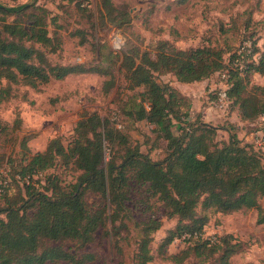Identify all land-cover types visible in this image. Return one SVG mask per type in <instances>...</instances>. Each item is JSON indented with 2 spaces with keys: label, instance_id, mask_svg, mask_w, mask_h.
I'll return each instance as SVG.
<instances>
[{
  "label": "trees",
  "instance_id": "1",
  "mask_svg": "<svg viewBox=\"0 0 264 264\" xmlns=\"http://www.w3.org/2000/svg\"><path fill=\"white\" fill-rule=\"evenodd\" d=\"M63 1L74 2L79 12L91 14L89 5H83L90 0ZM25 6L0 5L1 14L16 16L10 22L0 21V102L14 96L12 85L15 84L35 88L51 79L98 72L84 62L51 63L47 54L59 48L60 43L47 30L49 12L34 6V11L25 18ZM102 6L104 15L117 26L129 20L128 13L114 6L111 0H103ZM252 36L243 37L251 42L249 54L242 50L241 41L227 51L208 41L178 48L173 41L160 39L153 51L141 52L124 50L122 43L124 79L130 89L142 88L135 94L136 102L133 108H128L127 115L136 122L145 120L152 125L163 143L161 157L153 159L151 148L142 151L141 144L118 128L120 124L97 111H84L80 115L66 143L55 136L43 150L31 152L22 142L20 152L24 163L15 171L8 169L13 180L11 177L7 180V175L0 176V197H6L5 190L12 181L24 192L20 205L0 207V264L92 262L96 259L93 253L77 255L58 245L40 249L39 243L42 240L91 243L95 232L106 228L108 222H115L120 211L129 216L131 209L127 202L134 187L141 190L139 207L150 211L149 200L154 198L164 216L176 220L175 227L159 242L158 253L162 256L176 237L200 230L210 220V210L227 215L253 208L257 211L256 223L264 224V206L258 202L260 197L264 198V157L252 144L241 141L232 129L233 123L224 127L197 119L186 120L188 115L184 110L189 108L190 100L178 86L156 79L159 74L169 73L180 84L204 81L216 77L238 58L244 66L241 70L230 68L227 95L240 120L253 125L264 112V100L259 101L257 94L251 96L247 87L264 96V84L253 81L255 74L264 76V44L258 46ZM225 53L229 56L224 59ZM218 129L227 132L226 139H216ZM107 148L109 160H106ZM118 149L122 152L119 162ZM68 165L79 173L75 180L64 183L58 169ZM42 174L45 177L38 178ZM89 192L101 195L103 207L93 208L87 203L84 196ZM139 225L141 236L134 259L136 264H147L153 260L149 235L161 227L162 218L154 211ZM238 242L232 233H225L214 245L199 239L184 244L180 254H166L165 259L181 264L191 251L207 257L221 247L222 264H227L232 254L240 252L236 250Z\"/></svg>",
  "mask_w": 264,
  "mask_h": 264
},
{
  "label": "rangeland",
  "instance_id": "2",
  "mask_svg": "<svg viewBox=\"0 0 264 264\" xmlns=\"http://www.w3.org/2000/svg\"><path fill=\"white\" fill-rule=\"evenodd\" d=\"M102 1L90 0L91 14H86L79 12L74 2L67 3L63 0H0L3 7L26 5L25 18L34 11V6L48 10L47 30L60 43L59 48L47 54L51 63L68 65L84 62L98 70L68 75L59 80L51 79L35 88L12 85L14 96L0 102V176L7 175V180L11 177L8 169L11 167L15 171L24 163L20 152L22 142H25L31 152L43 150L55 136L61 137L66 143L84 111H97L102 116H109L120 124L118 128L128 134L132 141L141 144L142 151L151 148L149 151L153 159L161 157L163 143L157 138L152 125L145 120L136 122L127 115L128 108H133L134 101L136 102L135 94L142 88L130 89L124 79L121 69L122 43L124 50L137 49L140 52L153 51L160 39L171 40L178 48L209 42L214 47L227 51L239 45L244 36L252 34L258 46L262 47L264 44V0H111L114 6L129 15V20L119 26L104 15ZM115 13L116 11L112 15ZM14 17L16 16L0 13V21L4 19L10 22ZM228 56L229 53H225L224 59ZM156 79L158 82L176 85L175 77L169 73L159 74ZM212 80L217 83L216 77ZM253 81L264 84V76L255 74ZM177 88L190 100L188 110H184L188 115L186 120L197 119L224 127L233 123L232 129L241 141L252 144L257 153L264 157V148L255 144L254 136L258 126L240 120L237 109L232 108L231 104L224 112L210 105L209 102L217 91L213 84L208 82L202 86L200 95L195 94V88L192 91ZM247 91L251 96L257 94L259 101L264 100L263 95L250 87H247ZM173 130L177 133L176 128ZM227 136L225 130L218 129L217 140L226 139ZM121 153V149H118L117 162ZM110 156V149L107 148L106 160ZM78 173L71 165L58 169L64 183L75 180ZM43 177V174L38 175V178ZM5 191L7 195L5 198L0 197V207L21 204L24 192L13 181ZM141 196V190L134 187L127 202L131 209L129 216L120 211L115 222H108L106 228L95 232V239L91 243L79 245L69 240H42L39 248L58 245L77 255H96V259L87 264H136L134 255L141 236L139 222L156 211L162 218V225L149 235L152 238L149 247L153 260L147 264H175L165 259L166 254H180L184 245L169 244L164 256L158 253V246L167 232L175 227L176 220L164 216L160 203L155 202L154 198L149 200L152 209L143 210L139 207ZM84 198L93 208L103 207V199L98 193H86ZM258 202L264 206L263 197ZM256 213L253 208L227 215L210 210V219L222 227L223 233H232L239 240L236 250L240 252L232 254L227 264H264V224L256 223ZM221 251V247H217L207 257L195 255L191 251L181 264H222ZM49 264L68 263L59 261Z\"/></svg>",
  "mask_w": 264,
  "mask_h": 264
},
{
  "label": "built area",
  "instance_id": "3",
  "mask_svg": "<svg viewBox=\"0 0 264 264\" xmlns=\"http://www.w3.org/2000/svg\"><path fill=\"white\" fill-rule=\"evenodd\" d=\"M84 6H88L89 4L85 2ZM241 47L245 53L249 54L251 51V42L247 39H241ZM257 55H253V58L256 59ZM244 66L242 60L238 58L231 62L224 70L218 72L216 74L217 83L216 81L213 82L214 89L217 91L215 92V96L212 100H210V105L215 109H220L222 112L226 110L225 108L230 104V99L228 98L227 91L229 89L230 83V68L235 67L241 70ZM255 126H258L256 134L254 137L255 144L259 145V147L264 148V112L261 113L256 121L254 122ZM253 123V124H254ZM1 183V182H0ZM1 191V187H0ZM224 235L222 231V227L217 224L215 221H208L200 230L188 231L182 233L180 236L176 237L172 242L171 245H184L187 243H192L196 240H204L207 242L208 245H214L221 241L222 236ZM236 239L237 237L234 236Z\"/></svg>",
  "mask_w": 264,
  "mask_h": 264
},
{
  "label": "crops",
  "instance_id": "4",
  "mask_svg": "<svg viewBox=\"0 0 264 264\" xmlns=\"http://www.w3.org/2000/svg\"><path fill=\"white\" fill-rule=\"evenodd\" d=\"M210 82L211 84H213V80L212 78L210 79H206L204 81H200V82H195V83H189V84H180L178 82H176V85L178 87H181V88H187V89H190L191 91L195 88L197 89V92L195 94H198L200 95L199 93L201 92L202 90V86H204L206 83ZM213 87H214V84H213ZM193 95V94H192ZM254 126H255V123H254ZM219 214V213H218ZM211 220V219H210Z\"/></svg>",
  "mask_w": 264,
  "mask_h": 264
}]
</instances>
